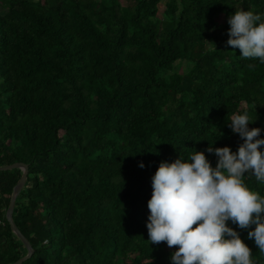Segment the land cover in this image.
<instances>
[{
  "label": "trees",
  "instance_id": "trees-1",
  "mask_svg": "<svg viewBox=\"0 0 264 264\" xmlns=\"http://www.w3.org/2000/svg\"><path fill=\"white\" fill-rule=\"evenodd\" d=\"M124 1L0 0V168L29 166L13 212L34 248L22 264H172L177 246L146 227L159 164L236 151L237 112L264 129V64L226 45L228 17L264 18V0ZM22 174L0 170V264L27 254L6 219Z\"/></svg>",
  "mask_w": 264,
  "mask_h": 264
},
{
  "label": "clouds",
  "instance_id": "clouds-1",
  "mask_svg": "<svg viewBox=\"0 0 264 264\" xmlns=\"http://www.w3.org/2000/svg\"><path fill=\"white\" fill-rule=\"evenodd\" d=\"M227 23L226 45L239 49L241 58L264 64V18L240 8ZM255 120L247 111L231 116L228 127L243 142L236 151L209 144L205 151L216 157L214 167L205 151H195L161 162L152 176L148 241L177 246L172 264H254L251 249L230 224L247 230V238L264 254V196L244 181L254 176L264 185V129L249 128Z\"/></svg>",
  "mask_w": 264,
  "mask_h": 264
},
{
  "label": "water",
  "instance_id": "water-1",
  "mask_svg": "<svg viewBox=\"0 0 264 264\" xmlns=\"http://www.w3.org/2000/svg\"><path fill=\"white\" fill-rule=\"evenodd\" d=\"M17 168L21 169L23 174L20 180L18 181L17 185L13 189L10 205L6 211V219L8 220L12 231L18 236V238L23 242L24 246L27 248V254L21 259H19L18 261H16L15 263H13V264H22L24 261H26L33 255L34 248L30 244L29 240L24 236V234L20 231V229L16 225L14 218H13V212L15 209L17 197L27 183L29 166L26 163L19 162V163H14V164L5 166V167H1L0 170H11V169H17Z\"/></svg>",
  "mask_w": 264,
  "mask_h": 264
},
{
  "label": "rangeland",
  "instance_id": "rangeland-1",
  "mask_svg": "<svg viewBox=\"0 0 264 264\" xmlns=\"http://www.w3.org/2000/svg\"><path fill=\"white\" fill-rule=\"evenodd\" d=\"M123 3H125L124 0H123ZM161 4H162V9H163L164 8V5H165V0H163V2ZM159 15H160V17H163L164 16L163 10L160 11ZM219 20L222 21V22L224 21V18H223L222 15L219 16ZM177 65H179V62H178ZM181 65L183 67V68H181L182 71H184L185 69H187L189 67V65L186 64L185 62H182Z\"/></svg>",
  "mask_w": 264,
  "mask_h": 264
},
{
  "label": "built area",
  "instance_id": "built-area-1",
  "mask_svg": "<svg viewBox=\"0 0 264 264\" xmlns=\"http://www.w3.org/2000/svg\"><path fill=\"white\" fill-rule=\"evenodd\" d=\"M2 224H4V223H2Z\"/></svg>",
  "mask_w": 264,
  "mask_h": 264
}]
</instances>
